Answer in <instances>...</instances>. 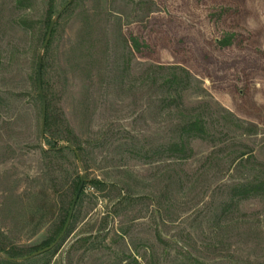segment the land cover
<instances>
[{
  "label": "rangeland",
  "instance_id": "1",
  "mask_svg": "<svg viewBox=\"0 0 264 264\" xmlns=\"http://www.w3.org/2000/svg\"><path fill=\"white\" fill-rule=\"evenodd\" d=\"M67 1L0 0V244L46 247L85 174L65 235L20 262L264 264V198L229 205L233 185L264 176V0H73L43 55L53 112L84 151L53 163L34 77ZM171 67L190 76L183 109L167 105ZM194 115L210 138L188 159L160 157Z\"/></svg>",
  "mask_w": 264,
  "mask_h": 264
},
{
  "label": "trees",
  "instance_id": "2",
  "mask_svg": "<svg viewBox=\"0 0 264 264\" xmlns=\"http://www.w3.org/2000/svg\"><path fill=\"white\" fill-rule=\"evenodd\" d=\"M21 3V1H19ZM53 0H51V3ZM72 4V3H71ZM70 4V6H71ZM69 7V6H68ZM66 8V10L68 9ZM65 10V11H66ZM60 17V16H59ZM51 17H49L50 19ZM51 20L48 22V26L50 24ZM24 25H26V21H23ZM56 24V23H55ZM55 27V26H54ZM54 33V29L52 31V34ZM129 47L130 52L132 55H138L141 52V44L139 40L134 37L133 35L130 36L128 39H126ZM51 40L48 43L47 49L45 50L44 55L48 53V49L50 48ZM43 55V66H42V87L44 96L46 99V121H45V134H47L53 141V144H49L50 148L44 153L48 156L50 159V162L54 163V159H57L59 155L68 150L71 151L73 148H75L79 156L82 154V151L84 149L79 144V139L77 135L74 133V130L72 129L69 121L67 120L65 113L62 112L61 108L59 109L60 112L58 114H54L53 112V96L55 95V87L53 84L54 82L51 80L50 77V67L48 66V63L46 62ZM165 69V68H163ZM170 72L167 74L165 80H164V86H166V93L168 95V104L171 106L174 104L176 108L183 109V92L188 89L190 85V76L189 73L181 67H171L169 68ZM66 78L62 79V82L59 83L60 87L62 89H65L66 85ZM34 84L37 86V78L34 77ZM38 99L41 100L39 94ZM210 138V134L208 131V128L206 126L205 121L203 118H201L198 115H194L188 119H182L180 125L177 128L176 136L170 140V142L165 145L160 152L158 153L160 157H166V158H175L178 160H185L193 156V148L191 146L192 140L200 139V140H207ZM63 141L66 144L70 143L72 144L73 148H69L65 146L66 144L60 145L56 147V143ZM51 142V141H50ZM74 152V150H73ZM75 154V152H74ZM140 159L146 158L148 159L150 156H146L141 154V152L136 151L135 154ZM245 155V153H242L240 158ZM76 156V155H75ZM53 159V160H52ZM54 168V166H53ZM54 172H56V168H54ZM80 182V177L78 178V181L74 184V187H72L71 192L74 194L78 188ZM92 186L98 190L102 191L107 188V185L105 182L100 180H93ZM114 187V185H112ZM85 189V183L84 186L80 192V197L83 194ZM126 189V188H125ZM130 190L126 189V198H122L123 200H126L130 197ZM129 195V196H128ZM78 197V199L80 198ZM251 198H264V176L260 177H254L252 180H247L242 183H237L232 186L231 192H230V204L229 205H236L237 202L242 200H248ZM78 203V201H77ZM76 203V204H77ZM227 208H225L226 210ZM68 208H66V211L64 213V216L62 220L60 221L59 225L56 227L53 236L49 239V241L44 244V246H49L52 242L55 241V239L60 234L66 219L68 215ZM74 214V213H73ZM73 218V216H72ZM69 228V227H68ZM3 254L4 258H1L0 256V264H23L18 259L30 256L31 250H25L23 248L14 246V245H6V244H0V255ZM14 259H17L14 260ZM136 261V260H135ZM154 264V263H152Z\"/></svg>",
  "mask_w": 264,
  "mask_h": 264
},
{
  "label": "water",
  "instance_id": "3",
  "mask_svg": "<svg viewBox=\"0 0 264 264\" xmlns=\"http://www.w3.org/2000/svg\"><path fill=\"white\" fill-rule=\"evenodd\" d=\"M72 2H73V0H68L61 7V9L58 11L57 16L51 20V22H50V24L48 26V30H47L43 45H42V52L39 54V57H38V62H37V86H38V93H39V96L41 98V103H42V122H41V133H42V135L44 134L45 121H46V99H45L44 92H43V87H42L43 51L48 46V43H49V41L51 39L52 31H53L55 23H56V18L59 17L66 10V8L68 6H70V4ZM65 146H67L69 148H73L72 144H70V143L66 144ZM73 150L75 152L76 158L80 161V156H79L78 151L75 148H73ZM85 180H86L85 174H82L81 177H80V182H79L78 188H77V190H76V192L74 194V197L72 199L66 222H65L60 234L55 239V241L52 242L49 246H46V247L42 248L41 250H38V251L32 253L30 256H26V257L18 259L19 261L20 260H25V259H27L29 257H32V256H37V255L44 254V253L50 251L51 249H53L58 244V242L61 240V238L65 235V233H66V231H67V229H68V227H69V225L71 223L72 216H73V213H74V210H75V206H76L78 197L80 195V192H81V190H82V188L84 186ZM14 260L17 261V259H14Z\"/></svg>",
  "mask_w": 264,
  "mask_h": 264
}]
</instances>
